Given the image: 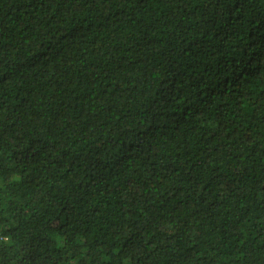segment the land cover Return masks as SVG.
Masks as SVG:
<instances>
[{"label": "trees", "instance_id": "1", "mask_svg": "<svg viewBox=\"0 0 264 264\" xmlns=\"http://www.w3.org/2000/svg\"><path fill=\"white\" fill-rule=\"evenodd\" d=\"M0 264H264V0H0Z\"/></svg>", "mask_w": 264, "mask_h": 264}]
</instances>
